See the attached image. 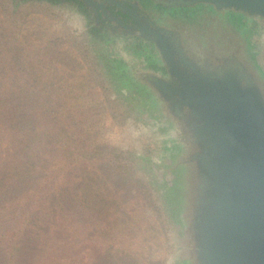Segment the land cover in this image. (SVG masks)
<instances>
[{
  "label": "water",
  "instance_id": "1",
  "mask_svg": "<svg viewBox=\"0 0 264 264\" xmlns=\"http://www.w3.org/2000/svg\"><path fill=\"white\" fill-rule=\"evenodd\" d=\"M68 1L89 32L123 42L113 70L166 125L159 168L182 234L179 264H264V68L250 42L264 0ZM134 47L143 59L129 56Z\"/></svg>",
  "mask_w": 264,
  "mask_h": 264
},
{
  "label": "rangeland",
  "instance_id": "2",
  "mask_svg": "<svg viewBox=\"0 0 264 264\" xmlns=\"http://www.w3.org/2000/svg\"><path fill=\"white\" fill-rule=\"evenodd\" d=\"M89 28L72 1L15 7L0 0V64L7 66L0 80L42 123L46 157L61 167L56 181L64 177L80 196L77 183L89 177V234L81 236L83 205L63 196L57 264L69 263L88 237L89 264H179L182 234L159 168L169 156L166 125L113 70V59L127 53L123 42L104 43ZM250 42L264 68V20L253 25ZM128 51L141 59L146 53Z\"/></svg>",
  "mask_w": 264,
  "mask_h": 264
},
{
  "label": "trees",
  "instance_id": "3",
  "mask_svg": "<svg viewBox=\"0 0 264 264\" xmlns=\"http://www.w3.org/2000/svg\"><path fill=\"white\" fill-rule=\"evenodd\" d=\"M2 69L7 66L0 64ZM3 79L0 80V264H34L36 260L41 264H57L60 254L56 252V241L61 227L58 216L63 211V196L83 205L80 212L87 217L81 236L89 234V177L86 182L79 179L77 183L75 190L80 196L64 177L56 181V172L61 167L58 160L46 157L42 123L26 112L24 96L10 91L9 81ZM21 90L19 87L18 91ZM88 175L89 171L84 174ZM84 183L85 190H81ZM81 242L87 245L74 248L75 255L66 264H89V237Z\"/></svg>",
  "mask_w": 264,
  "mask_h": 264
},
{
  "label": "flooded vegetation",
  "instance_id": "4",
  "mask_svg": "<svg viewBox=\"0 0 264 264\" xmlns=\"http://www.w3.org/2000/svg\"><path fill=\"white\" fill-rule=\"evenodd\" d=\"M169 48H170L172 54H176L175 47L173 45L169 44Z\"/></svg>",
  "mask_w": 264,
  "mask_h": 264
}]
</instances>
